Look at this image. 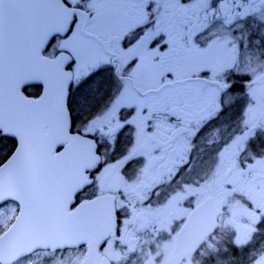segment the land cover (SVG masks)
<instances>
[{"label":"snow or ice","instance_id":"1","mask_svg":"<svg viewBox=\"0 0 264 264\" xmlns=\"http://www.w3.org/2000/svg\"><path fill=\"white\" fill-rule=\"evenodd\" d=\"M260 142L264 0H0V264H264Z\"/></svg>","mask_w":264,"mask_h":264},{"label":"flooded vegetation","instance_id":"2","mask_svg":"<svg viewBox=\"0 0 264 264\" xmlns=\"http://www.w3.org/2000/svg\"><path fill=\"white\" fill-rule=\"evenodd\" d=\"M222 122H225L223 119H221L220 121H218L217 123H222ZM196 143H198V140L196 141ZM260 148H264V142H260V143H257L254 147V151H259ZM259 239H264V237H261ZM259 239L257 241V243H259Z\"/></svg>","mask_w":264,"mask_h":264}]
</instances>
